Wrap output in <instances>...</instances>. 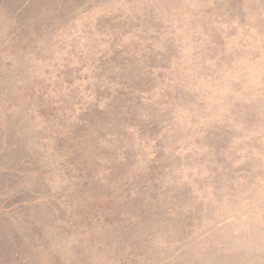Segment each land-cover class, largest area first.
Here are the masks:
<instances>
[{
	"label": "rangeland",
	"instance_id": "obj_1",
	"mask_svg": "<svg viewBox=\"0 0 264 264\" xmlns=\"http://www.w3.org/2000/svg\"><path fill=\"white\" fill-rule=\"evenodd\" d=\"M0 264H264V0H0Z\"/></svg>",
	"mask_w": 264,
	"mask_h": 264
}]
</instances>
